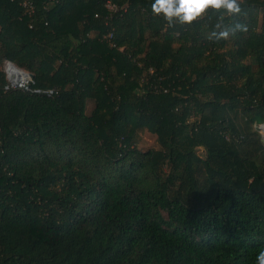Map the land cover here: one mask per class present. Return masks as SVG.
I'll return each instance as SVG.
<instances>
[{
	"label": "trees",
	"instance_id": "obj_1",
	"mask_svg": "<svg viewBox=\"0 0 264 264\" xmlns=\"http://www.w3.org/2000/svg\"><path fill=\"white\" fill-rule=\"evenodd\" d=\"M30 1L0 0V264H256L264 0L190 26L154 0ZM7 63L52 94L7 90Z\"/></svg>",
	"mask_w": 264,
	"mask_h": 264
},
{
	"label": "clouds",
	"instance_id": "obj_2",
	"mask_svg": "<svg viewBox=\"0 0 264 264\" xmlns=\"http://www.w3.org/2000/svg\"><path fill=\"white\" fill-rule=\"evenodd\" d=\"M151 9L155 16L161 17L170 26H174L176 21L181 26H190L193 22L203 18L210 10L226 13L229 17H240L243 13L242 0H154ZM213 27L221 29L220 24ZM247 30L245 23L235 22L231 26L225 25L222 30H214L209 35V39L226 40L230 36L247 32ZM256 264H264V249L258 252Z\"/></svg>",
	"mask_w": 264,
	"mask_h": 264
},
{
	"label": "built area",
	"instance_id": "obj_3",
	"mask_svg": "<svg viewBox=\"0 0 264 264\" xmlns=\"http://www.w3.org/2000/svg\"><path fill=\"white\" fill-rule=\"evenodd\" d=\"M12 3H18L24 9L26 15H33L35 13V5L30 0H10ZM107 9L112 12H117L118 8L111 2L106 4ZM113 35L109 34L107 38L112 39ZM16 72L17 75L12 77L11 73ZM5 74L7 79L6 89H24L28 92L35 94H52V91H43L41 89L35 88V81L31 74L19 69L11 63H7L5 68Z\"/></svg>",
	"mask_w": 264,
	"mask_h": 264
},
{
	"label": "rangeland",
	"instance_id": "obj_4",
	"mask_svg": "<svg viewBox=\"0 0 264 264\" xmlns=\"http://www.w3.org/2000/svg\"><path fill=\"white\" fill-rule=\"evenodd\" d=\"M7 65V64H6ZM6 68V66H5ZM4 68V71H5ZM94 101L90 100L88 101L87 104V113L90 115L92 113V111L94 110ZM262 128V129H261ZM264 126L261 125L259 126V132L262 135V139H263V143H264V131H263ZM140 142H139V146L140 148L144 149V150H149V149H154V150H159L160 149V145L158 143V139L157 136L154 134H151L147 131L140 133ZM264 145V144H263ZM203 151H200V153L202 154Z\"/></svg>",
	"mask_w": 264,
	"mask_h": 264
},
{
	"label": "water",
	"instance_id": "obj_5",
	"mask_svg": "<svg viewBox=\"0 0 264 264\" xmlns=\"http://www.w3.org/2000/svg\"><path fill=\"white\" fill-rule=\"evenodd\" d=\"M16 75H17L16 72H12V73H11V76H12V77H14V76H16ZM31 76L33 77V75H31ZM263 126H264V125H263ZM261 129H262V128H261Z\"/></svg>",
	"mask_w": 264,
	"mask_h": 264
},
{
	"label": "bare ground",
	"instance_id": "obj_6",
	"mask_svg": "<svg viewBox=\"0 0 264 264\" xmlns=\"http://www.w3.org/2000/svg\"><path fill=\"white\" fill-rule=\"evenodd\" d=\"M263 131H264V128H263Z\"/></svg>",
	"mask_w": 264,
	"mask_h": 264
}]
</instances>
